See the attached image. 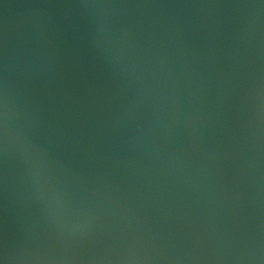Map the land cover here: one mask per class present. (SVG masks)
I'll list each match as a JSON object with an SVG mask.
<instances>
[{
    "label": "water",
    "instance_id": "95a60500",
    "mask_svg": "<svg viewBox=\"0 0 264 264\" xmlns=\"http://www.w3.org/2000/svg\"><path fill=\"white\" fill-rule=\"evenodd\" d=\"M0 264H264V0H0Z\"/></svg>",
    "mask_w": 264,
    "mask_h": 264
}]
</instances>
